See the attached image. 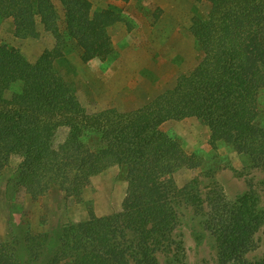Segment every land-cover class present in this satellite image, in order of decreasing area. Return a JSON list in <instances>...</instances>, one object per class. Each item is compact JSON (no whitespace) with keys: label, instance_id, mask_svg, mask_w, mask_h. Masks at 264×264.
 <instances>
[{"label":"trees","instance_id":"obj_1","mask_svg":"<svg viewBox=\"0 0 264 264\" xmlns=\"http://www.w3.org/2000/svg\"><path fill=\"white\" fill-rule=\"evenodd\" d=\"M107 1L123 6L0 0V20L10 22L14 38H39L41 28L56 43L32 63L0 42V174L15 164L12 190L23 188L34 201L53 193L65 207L72 200L86 210L52 234L17 228L0 242V264H185L177 229L188 207L214 243L215 264H264V253L246 258L264 227L256 192L249 187L233 200L201 194L197 177L178 186L181 170L205 174V157L168 131L172 124L203 128L210 148L226 145L263 172L264 191V0H205V14L188 29L199 47L193 65L178 67L172 85H156L138 108L89 112L54 63L65 37L83 63L111 56L108 29L124 6L141 7V0ZM109 172L126 184L123 200L97 215L85 195Z\"/></svg>","mask_w":264,"mask_h":264},{"label":"rangeland","instance_id":"obj_2","mask_svg":"<svg viewBox=\"0 0 264 264\" xmlns=\"http://www.w3.org/2000/svg\"><path fill=\"white\" fill-rule=\"evenodd\" d=\"M89 2L94 10L106 9L108 5L123 6L107 0ZM140 5L138 8H142V21L137 23L134 19L138 8H132L129 16L124 6L122 20L108 29L113 44L108 59L83 63L74 43L66 37L64 39L62 56L54 64L76 90L78 98L89 112L109 108L125 112L138 108L144 103L145 97L155 91L156 85L166 83V87L171 86L177 68L186 70L185 63L193 65L199 57V47L188 29L192 17L205 14L208 6L205 0H141ZM39 30V38L17 39L12 34L10 22L0 20V42L18 49L33 63L45 50L51 51L56 46L51 35L41 28ZM169 130L184 138L187 151L196 150L198 154L203 151L205 157L202 170L205 174L181 170L175 174L178 186L197 177L201 194L218 191L228 200L237 198L251 187L257 194L258 205L264 210V191L260 184L263 172L251 166L246 157L236 154L226 145L210 148L207 134L201 127L189 129L186 125L172 124ZM14 166L10 165L0 174V242L10 239L17 228L52 234L59 222L80 221L85 217L86 210L81 202L72 203L71 200L65 207L60 204L61 198L53 193L34 201L23 188L12 190L9 178ZM94 184L95 192H87L85 200L93 202L97 215L107 214L119 207L126 189L124 182L115 179L113 173L109 172ZM53 206L60 208L53 212ZM181 212L177 233L183 241L185 264H215L214 243L199 225L193 208L188 207ZM255 235L256 247L247 253L248 260H256L264 253V227ZM52 252L46 251L45 259L42 258L40 262H46Z\"/></svg>","mask_w":264,"mask_h":264},{"label":"crops","instance_id":"obj_3","mask_svg":"<svg viewBox=\"0 0 264 264\" xmlns=\"http://www.w3.org/2000/svg\"><path fill=\"white\" fill-rule=\"evenodd\" d=\"M116 5H119V4L116 3ZM133 5H135V7L138 8V6L136 5V3H134V4L130 3L129 5H127V6L125 7V8H126V11H127V15H129V16H130V11H131V9L134 8V7H132ZM39 57H40V56H39Z\"/></svg>","mask_w":264,"mask_h":264}]
</instances>
